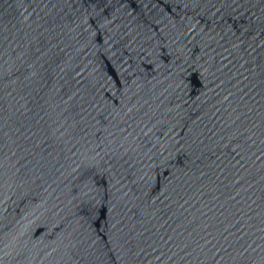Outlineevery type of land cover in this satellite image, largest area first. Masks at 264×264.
<instances>
[{"label": "water", "instance_id": "1", "mask_svg": "<svg viewBox=\"0 0 264 264\" xmlns=\"http://www.w3.org/2000/svg\"><path fill=\"white\" fill-rule=\"evenodd\" d=\"M0 264H264V0H0Z\"/></svg>", "mask_w": 264, "mask_h": 264}]
</instances>
